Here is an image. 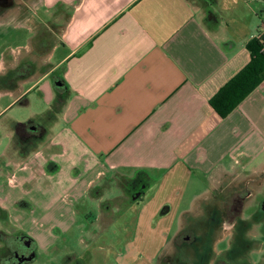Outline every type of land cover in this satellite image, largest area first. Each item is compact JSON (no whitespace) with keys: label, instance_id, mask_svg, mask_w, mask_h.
<instances>
[{"label":"crops","instance_id":"crops-1","mask_svg":"<svg viewBox=\"0 0 264 264\" xmlns=\"http://www.w3.org/2000/svg\"><path fill=\"white\" fill-rule=\"evenodd\" d=\"M2 11L27 34L0 53V222L13 227L0 225V246L23 237L54 252L82 226L67 264L108 245L112 259L156 264L179 253L200 208L209 220L222 211L229 197L209 199L236 179L226 196H248L234 224L214 220L223 233L206 264H255L264 202L246 225L242 211L264 178V80L225 118L209 100L249 62L264 0H13Z\"/></svg>","mask_w":264,"mask_h":264},{"label":"rangeland","instance_id":"rangeland-1","mask_svg":"<svg viewBox=\"0 0 264 264\" xmlns=\"http://www.w3.org/2000/svg\"><path fill=\"white\" fill-rule=\"evenodd\" d=\"M194 5H197L194 3ZM6 10H10L6 9ZM1 12H3L0 9V14ZM2 19V17H1ZM0 19V20H1ZM21 33L22 36L25 34H27L26 29L24 28H20V29H15L14 28V24H9L6 26L2 25L0 23V53L2 51H10L11 48L14 49L18 44L19 41H16V38L12 35V33ZM8 35H10L8 37ZM19 115L21 117H24L27 115L26 111H20ZM3 120L0 119V122H2ZM264 179V178H263ZM262 179V182L260 184H257L258 182H256L255 187H253V191H254V195L251 196L247 202L244 205L243 211H242V218L246 221H242V225H246V223L252 222V220L254 219L255 215H259V211H260V205L264 202V180ZM248 182V181H247ZM239 184H242V182H239L236 179H230L228 180V182L223 181V185L227 186V188H224V195H216V197L214 196L210 202L208 203H218V202H223L224 199H226L227 197H229V199L227 201H232V195L230 196H226L229 195L231 192L238 190L239 189ZM138 197V196H137ZM231 197V198H230ZM136 198V197H135ZM208 200V201H209ZM221 205V203H220ZM94 208H91L92 213H95V211L93 210ZM81 213V212H80ZM205 210L203 211V209H199L195 216L193 218H196L195 221H197L196 223L194 221H190V223L187 226H185L184 228H189L190 230H194V234H196L197 238H199V241L195 244V247H193L192 250L191 248H189V246H184L182 252L179 254L175 247H168V249L166 251H169L168 254L170 255V257L168 258H164L162 260H160L158 263L156 264H192V261H195V257L196 254H198L199 252H206V250H210L211 254L213 255L214 252L209 249L211 248V246H213L212 242L213 240H215L217 237H219L223 232H222V226L216 227V228H210V226H214L215 222L213 217L209 220L206 217L205 214ZM82 215V213L80 214V216ZM129 217V215H128ZM186 220V218H185ZM86 223V227L87 228H91L90 226V222L89 220H85L83 219L82 221H77V223ZM214 222V224H213ZM189 223V221H188ZM2 225V228L5 226V229L9 231V233L11 232V230L13 229L12 226H9V224L4 223V222H0V225ZM208 226L210 229H208ZM83 228L82 226L79 227H74L73 229V234L74 236L70 235L69 237V241L66 238H58V241L55 243V250L53 249L54 252L52 251H48V252H40V251H35V249L31 246V244L29 245H25L23 244V242L21 241H10L9 244L11 245L12 243H14V248L11 250V258H12V262L13 264H67L69 263L68 260H72V251L74 253L76 252H82L83 251V246L81 243L78 242V233L79 230ZM259 229L256 231L257 233V237L256 239L262 243V251L261 252H251L250 257L251 259H253L252 261L255 262V264H260V260L262 259V255H264V220H261L259 222ZM17 229V228H15ZM46 228L41 227V226H36L33 227V230H37L38 233H41L40 230H44ZM135 229V227H134ZM52 230V234L55 236H59V232L58 229H51ZM131 230H133V227H131ZM213 230V231H211ZM223 230H227L226 228H223ZM215 231V232H214ZM87 234V233H86ZM209 234V235H208ZM24 236V234H22ZM108 236V235H107ZM25 237V236H24ZM230 239L231 236L230 234H228L227 236H225L224 238L219 239L215 245L217 248V251L219 253L224 252L225 250L228 249V247L230 246ZM99 242H100V238H99ZM98 242V243H99ZM118 245V243H116ZM108 245V244H106ZM5 247L6 245H2L0 246V252L1 249ZM70 251H69V249ZM4 249V248H3ZM108 249L110 250V246L108 245ZM109 250H106L107 253H103L102 255H104L105 257L101 256V254H96L93 253L92 257H94L93 261L90 262L89 264H131L132 260L130 259H112L111 258V254H114L113 251L110 252ZM6 252L7 254L9 253V249L6 248ZM68 253V256H67ZM38 254V256H37ZM66 254V257L62 260V255ZM40 255V256H39ZM95 255V256H94ZM40 257V258H39ZM87 256H85L84 261L87 262ZM223 262V258L221 257ZM177 261V262H176ZM3 264H8L6 263L5 260H3Z\"/></svg>","mask_w":264,"mask_h":264},{"label":"trees","instance_id":"trees-1","mask_svg":"<svg viewBox=\"0 0 264 264\" xmlns=\"http://www.w3.org/2000/svg\"><path fill=\"white\" fill-rule=\"evenodd\" d=\"M263 41H264V37L253 38L246 44V49L250 55L249 62L233 78H231L223 87H221L219 91L209 100L210 107L212 108V110L215 112V114L219 118L227 117L264 80V43ZM55 108H54V113L57 112V109ZM236 196H239L241 201L240 203H237L236 206L232 207V210H233L232 217L237 218L241 213V205L243 203L242 201L248 196V194L247 192L243 191L237 194ZM232 197H235V196H232ZM162 213L163 212L161 211V214ZM218 215H219V212L214 211L213 219L217 220ZM210 228H216V227L212 225L210 226ZM210 228L208 226V229ZM1 236H2V233L0 232V237ZM8 237L9 236L3 237V238L8 239ZM26 240L33 247V243L30 242V240L28 239ZM198 241H199V238H197L196 234H194V230L193 229L190 230L189 228L186 227L181 232H179V234L175 237L174 244L177 248H184V246H189V248H192V247H195V244ZM210 253L211 252L208 249L206 250V252H199L198 261L201 263L202 262L206 263L209 258ZM0 264H3V263L1 262ZM217 264H225V263L218 262Z\"/></svg>","mask_w":264,"mask_h":264},{"label":"flooded vegetation","instance_id":"flooded-vegetation-1","mask_svg":"<svg viewBox=\"0 0 264 264\" xmlns=\"http://www.w3.org/2000/svg\"><path fill=\"white\" fill-rule=\"evenodd\" d=\"M1 2V0H0ZM13 6V0H8V4L6 6H2L0 4V9L1 10H4V8H8V7H11ZM237 195V194H236ZM234 195L235 197L233 198L232 201H224V208L222 209V211H219V214L225 219V222H228L230 223L231 225L235 223V220H236V217H232V214H233V210H232V207L233 206H236L237 203H240V197L239 196H236ZM231 198V197H230ZM23 238V237H22ZM21 237L19 238V240H16L17 242L18 241H21L23 242V244L25 245H29L27 240L26 239H22ZM14 242V239L12 240ZM9 247V254H11V250L14 248V243H12L11 245L8 246ZM7 247V248H8ZM2 252H0V263L2 262L3 263V260L6 261V263L8 264H13L12 262V258L10 256H8L6 253H3V249H1ZM182 252L181 248L179 249V254ZM177 262V261H176ZM198 261V254H196V257H195V261H192V264H206V263H201ZM218 262H222V261H217L216 264ZM224 263V262H223ZM71 264H83V262H78L77 260L76 261H73ZM227 264V263H225Z\"/></svg>","mask_w":264,"mask_h":264},{"label":"water","instance_id":"water-1","mask_svg":"<svg viewBox=\"0 0 264 264\" xmlns=\"http://www.w3.org/2000/svg\"><path fill=\"white\" fill-rule=\"evenodd\" d=\"M0 4H1L2 6H6V5L8 4V0H1ZM56 87H57V88H60V87H61V85H60L59 82L56 83Z\"/></svg>","mask_w":264,"mask_h":264},{"label":"built area","instance_id":"built-area-1","mask_svg":"<svg viewBox=\"0 0 264 264\" xmlns=\"http://www.w3.org/2000/svg\"><path fill=\"white\" fill-rule=\"evenodd\" d=\"M262 37H264V29L261 30V32H259L257 35V38H262ZM263 43H264V41H263Z\"/></svg>","mask_w":264,"mask_h":264}]
</instances>
